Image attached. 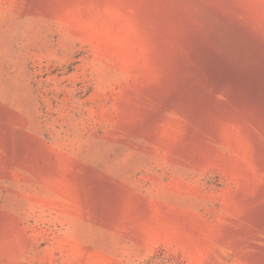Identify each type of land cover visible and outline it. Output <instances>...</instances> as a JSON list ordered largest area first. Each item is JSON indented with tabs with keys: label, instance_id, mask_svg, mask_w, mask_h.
I'll return each mask as SVG.
<instances>
[{
	"label": "rangeland",
	"instance_id": "374dc122",
	"mask_svg": "<svg viewBox=\"0 0 264 264\" xmlns=\"http://www.w3.org/2000/svg\"><path fill=\"white\" fill-rule=\"evenodd\" d=\"M0 264H264V0H0Z\"/></svg>",
	"mask_w": 264,
	"mask_h": 264
}]
</instances>
